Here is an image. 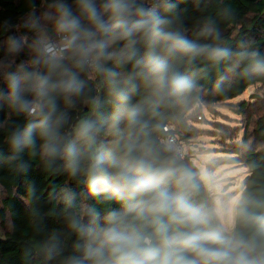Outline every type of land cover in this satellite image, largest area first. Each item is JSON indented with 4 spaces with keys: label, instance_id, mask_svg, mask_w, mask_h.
Returning <instances> with one entry per match:
<instances>
[{
    "label": "clouds",
    "instance_id": "9594fccd",
    "mask_svg": "<svg viewBox=\"0 0 264 264\" xmlns=\"http://www.w3.org/2000/svg\"><path fill=\"white\" fill-rule=\"evenodd\" d=\"M179 4L23 0L22 15L0 16L7 159L27 171V150L81 189L64 186L70 208L84 189L93 201L68 215L75 240L62 264H264V200L231 194L210 158L194 163L178 143L199 105L182 69L234 55L211 20L190 37ZM235 55L264 73L256 51ZM41 247L61 253L55 234Z\"/></svg>",
    "mask_w": 264,
    "mask_h": 264
},
{
    "label": "trees",
    "instance_id": "16d2710c",
    "mask_svg": "<svg viewBox=\"0 0 264 264\" xmlns=\"http://www.w3.org/2000/svg\"><path fill=\"white\" fill-rule=\"evenodd\" d=\"M22 7L23 0H0L3 10L0 16L18 17L22 15ZM179 8L190 37L196 38L202 24L211 20L221 33L222 43L234 53L230 60L219 64L199 60L182 69L197 82L199 89V105L194 106L185 123L176 129L180 141L185 143L196 137V129L188 123L191 115L202 116L203 107L212 109L237 98L251 86H264V73L249 70L253 58L245 60L235 55L249 49L264 57V0H180ZM237 112L248 118V127L241 141L228 134L224 139L237 156L235 162L249 171L242 194L264 200V111L257 114L248 103H242ZM9 119L13 117L7 110H0V121H4L0 126V188L4 194L0 200V264H62L63 258L72 254L75 240L66 227L68 215L82 211L93 201L84 189L77 206L70 208L64 186L75 187L77 192L81 189L66 175L52 174L38 158L30 159L27 150L23 155L29 164L27 171L10 162L7 159L11 155L7 144L11 131ZM16 120L21 125L24 123L23 118ZM186 156L192 161L191 156ZM30 189L35 190L34 195H30ZM54 234L61 253L48 259L41 246Z\"/></svg>",
    "mask_w": 264,
    "mask_h": 264
},
{
    "label": "rangeland",
    "instance_id": "374dc122",
    "mask_svg": "<svg viewBox=\"0 0 264 264\" xmlns=\"http://www.w3.org/2000/svg\"><path fill=\"white\" fill-rule=\"evenodd\" d=\"M251 95H259L261 98L249 100ZM242 103H248L257 114L264 111V86H251L237 98L217 104L212 109L203 107L201 119L197 113L191 115L188 123L196 129V137L183 143L185 151L194 163H199L206 157L210 158L207 167L215 173L216 181L224 188L228 187L225 190L233 195L243 193L244 180L249 171L243 164L235 162L237 156L232 154L230 143L225 141L224 136L235 135L236 141H241L248 127V118L237 112ZM3 195L0 188V200Z\"/></svg>",
    "mask_w": 264,
    "mask_h": 264
},
{
    "label": "built area",
    "instance_id": "2783aa9c",
    "mask_svg": "<svg viewBox=\"0 0 264 264\" xmlns=\"http://www.w3.org/2000/svg\"><path fill=\"white\" fill-rule=\"evenodd\" d=\"M198 118L201 119L202 116L199 115ZM176 129H177V128H176ZM176 134H177V133H176ZM177 139H178V143H179V144L181 145V147L184 149V153H185V155H188V153L185 151L184 145H183V143L180 141L178 135H177Z\"/></svg>",
    "mask_w": 264,
    "mask_h": 264
},
{
    "label": "water",
    "instance_id": "95a60500",
    "mask_svg": "<svg viewBox=\"0 0 264 264\" xmlns=\"http://www.w3.org/2000/svg\"><path fill=\"white\" fill-rule=\"evenodd\" d=\"M253 98H256V99H260L261 97L259 95H251L249 97V100H252ZM228 187H226L225 189H227Z\"/></svg>",
    "mask_w": 264,
    "mask_h": 264
}]
</instances>
